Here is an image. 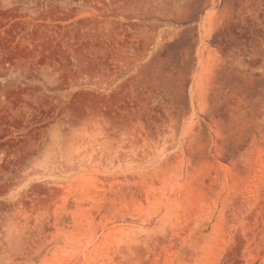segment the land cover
Segmentation results:
<instances>
[{"label":"rangeland","instance_id":"rangeland-1","mask_svg":"<svg viewBox=\"0 0 264 264\" xmlns=\"http://www.w3.org/2000/svg\"><path fill=\"white\" fill-rule=\"evenodd\" d=\"M0 264H264V0H0Z\"/></svg>","mask_w":264,"mask_h":264}]
</instances>
